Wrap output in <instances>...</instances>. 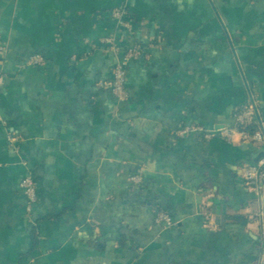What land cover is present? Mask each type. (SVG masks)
<instances>
[{"label": "crops", "instance_id": "obj_1", "mask_svg": "<svg viewBox=\"0 0 264 264\" xmlns=\"http://www.w3.org/2000/svg\"><path fill=\"white\" fill-rule=\"evenodd\" d=\"M0 40V264H256L264 148L176 132L264 122V0H0Z\"/></svg>", "mask_w": 264, "mask_h": 264}, {"label": "built area", "instance_id": "obj_2", "mask_svg": "<svg viewBox=\"0 0 264 264\" xmlns=\"http://www.w3.org/2000/svg\"><path fill=\"white\" fill-rule=\"evenodd\" d=\"M126 15L127 12L124 8H117L113 12V17L119 22H123ZM107 41L110 42L109 40ZM6 51V45L0 40V58L5 55ZM141 54L142 45L140 43H135L115 64L112 78L100 82L99 87L112 92L119 101L127 100L129 97L126 88L127 68L130 61L138 59ZM42 62V58L39 55H35L28 59L27 65L36 66L42 64ZM233 120V125L223 126L213 130H206L202 126H185L177 130L176 135L183 137L191 133H199L206 139L219 136L230 143L246 141L264 148V122L258 116L255 101H250L241 109L237 110L233 115ZM253 124H256V129L252 132L248 131L247 129ZM13 139L14 138H12V140ZM242 178L247 189L254 192L257 196L264 195V157L254 165L245 166L242 169ZM137 180H139V177L133 178V181ZM21 187L27 198V210L30 211L38 200L35 182L31 175H27L23 179ZM257 216L262 217L263 212L260 211ZM155 221L156 223L162 224L164 228H171L175 225V222L167 212H159ZM261 240V254L256 264H264L263 224L261 229Z\"/></svg>", "mask_w": 264, "mask_h": 264}, {"label": "trees", "instance_id": "obj_3", "mask_svg": "<svg viewBox=\"0 0 264 264\" xmlns=\"http://www.w3.org/2000/svg\"><path fill=\"white\" fill-rule=\"evenodd\" d=\"M256 129V124H253L251 127H249L247 130L252 132Z\"/></svg>", "mask_w": 264, "mask_h": 264}]
</instances>
